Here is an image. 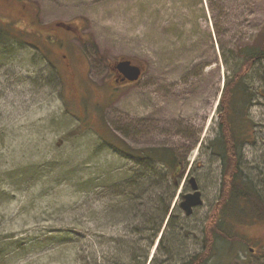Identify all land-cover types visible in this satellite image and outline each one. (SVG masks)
Returning a JSON list of instances; mask_svg holds the SVG:
<instances>
[{"label":"rangeland","instance_id":"obj_1","mask_svg":"<svg viewBox=\"0 0 264 264\" xmlns=\"http://www.w3.org/2000/svg\"><path fill=\"white\" fill-rule=\"evenodd\" d=\"M263 16L264 0H0V23L24 30L28 43L0 47V264H78L82 255L98 264H180L199 253L205 221L228 188L213 145L224 80ZM120 58L142 63L137 81L113 82L108 69ZM68 62L74 84L62 70ZM245 83L250 140L238 169L264 208V61ZM117 140L171 148L181 163L175 211L156 234L141 232L142 215L160 220L171 186L156 179L126 201L113 194L132 166L114 151ZM189 177L202 204L187 216L179 203ZM262 212L240 211L241 242L219 237L207 264H264ZM220 216L231 230L232 216Z\"/></svg>","mask_w":264,"mask_h":264},{"label":"trees","instance_id":"obj_2","mask_svg":"<svg viewBox=\"0 0 264 264\" xmlns=\"http://www.w3.org/2000/svg\"><path fill=\"white\" fill-rule=\"evenodd\" d=\"M23 19L24 17L21 18V21L26 24ZM11 24L7 21L0 23V47L10 44L11 40L12 44H28L24 39L26 32L22 29L14 28L13 24ZM28 28L33 29L32 26H28ZM37 29L36 27L35 33L40 35V31ZM34 46L36 45L34 44ZM238 54L240 62L237 69L224 80L223 90L218 103L219 137L216 139V143L213 144L215 149L218 144L222 149L223 155L221 157L224 160L223 174L225 172L226 176L224 178L227 180L224 181V186H226L225 189L228 188L226 189V194L223 193L213 206L205 221L201 251L191 255L180 264H207L215 254L216 239H219V237L229 241L241 242V237L236 233V222L241 219L240 211L249 218L248 216L260 215L263 213L262 210H264V208L260 207L261 198L258 193L241 181L238 169L239 152L243 144L250 140L248 120L244 118V114L251 104L253 91L247 88L245 78L256 64H261L264 61V16L257 40L250 45L242 47L238 50ZM98 136L103 143L109 144L103 134H98ZM119 143L120 146L114 145V151L130 160L132 166L126 171L127 173H122L121 178L111 187L112 189L110 190L113 191V194L124 197V201H126L128 197H133L137 192H147L149 185H153L154 182L156 184L159 183L156 179L160 180V183L167 182V184H170V188L173 189L170 192L169 188V193H171L169 200H167L169 204L164 207L165 210L161 218H159L160 220H155L152 214L142 215L141 224L143 229L141 232L147 230L156 234L159 230L160 222L164 220L169 212L175 188L179 183L178 177L181 173V163L176 158L173 150L168 147L131 148L122 141H119ZM168 177L171 178L173 183H168ZM102 186H105L103 181ZM174 211L175 208L170 213L167 223L172 218ZM227 213L232 216L230 217L229 225L231 230L227 226H224L223 229L220 227L223 225V221L220 222V215H226ZM227 229L229 230L228 236H226ZM136 231L138 232V228ZM155 234L151 236L154 237ZM90 258L87 257L85 260V256L82 255L81 261L77 260L78 264H98L96 259L92 258V256Z\"/></svg>","mask_w":264,"mask_h":264},{"label":"water","instance_id":"obj_3","mask_svg":"<svg viewBox=\"0 0 264 264\" xmlns=\"http://www.w3.org/2000/svg\"><path fill=\"white\" fill-rule=\"evenodd\" d=\"M58 26L66 27L64 23H58ZM142 63L134 64L129 59L120 58L116 63V68L120 71L128 81L134 82L139 79L144 68ZM191 192L181 195L179 207L183 210L184 214L189 216L192 214L193 209L202 204L201 193L198 190L197 183L194 177H189L187 180ZM175 204L172 206V208ZM171 208V209H172ZM171 212V211H170ZM168 218V217H167ZM167 220V219H166Z\"/></svg>","mask_w":264,"mask_h":264},{"label":"flooded vegetation","instance_id":"obj_4","mask_svg":"<svg viewBox=\"0 0 264 264\" xmlns=\"http://www.w3.org/2000/svg\"><path fill=\"white\" fill-rule=\"evenodd\" d=\"M55 26L56 27H59V28H61V29H63V30H66V31H68V32H70V30H68V29H72V26L70 27V26H67V28L65 29L64 27H60V26H57V24H55ZM61 48H60V52H62V49H63V47L62 46H60ZM43 52V51H42ZM55 54V56H56V58H57V60H58V52H56V53H54ZM67 55L66 54H62V57H66ZM46 58H48L47 56H45ZM51 57L54 59V57L51 55ZM49 62H50V64L52 65V66H54L55 67V64L53 63V61H51V60H49ZM133 63V62H132ZM62 70H63V72L65 73V78H66V80L70 83V84H74V78L76 77V72L75 71H73L74 69H73V66H72V64L71 63H65V64H63L62 65ZM109 73H110V77L113 79V82L114 83H116V85H124V84H126V81H127V79H126V77L120 72V71H118L117 70V68H116V66H115V63L113 64V66H111L109 69Z\"/></svg>","mask_w":264,"mask_h":264}]
</instances>
